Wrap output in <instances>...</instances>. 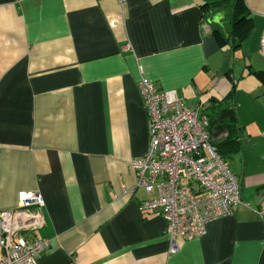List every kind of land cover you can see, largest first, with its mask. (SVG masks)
Segmentation results:
<instances>
[{
  "label": "crops",
  "instance_id": "crops-1",
  "mask_svg": "<svg viewBox=\"0 0 264 264\" xmlns=\"http://www.w3.org/2000/svg\"><path fill=\"white\" fill-rule=\"evenodd\" d=\"M244 3L232 48L205 0H0V211L41 193L39 264H264V0ZM142 76L189 106L230 101L241 127L229 164L246 198L176 251L129 166L148 146Z\"/></svg>",
  "mask_w": 264,
  "mask_h": 264
},
{
  "label": "built area",
  "instance_id": "built-area-1",
  "mask_svg": "<svg viewBox=\"0 0 264 264\" xmlns=\"http://www.w3.org/2000/svg\"><path fill=\"white\" fill-rule=\"evenodd\" d=\"M259 50L264 54V31ZM137 83L149 118L148 146L129 166L138 187L157 192L138 208L165 217L171 250L176 251L178 238L202 236L210 220L231 214L242 202L238 181L218 154L215 143L226 132L209 128L208 102L189 106L175 90L159 89L145 76ZM43 205L41 193L30 190L18 194L15 207L0 211V264H39L50 244L34 235L44 224ZM257 212L264 219V198Z\"/></svg>",
  "mask_w": 264,
  "mask_h": 264
},
{
  "label": "trees",
  "instance_id": "trees-1",
  "mask_svg": "<svg viewBox=\"0 0 264 264\" xmlns=\"http://www.w3.org/2000/svg\"><path fill=\"white\" fill-rule=\"evenodd\" d=\"M207 11L226 12L227 18L230 21V26L224 32L220 28L212 30L220 43L230 44L234 46L241 43V40L251 31V18L246 11L244 0H205L204 4ZM262 71H256L261 73ZM209 106L207 115L209 116V128L215 132L225 131L226 136L217 140L215 145L218 154L224 159L229 167V159L233 157L239 150V140L241 127L237 124L234 114V106L230 101L224 104L212 102ZM231 169V168H230Z\"/></svg>",
  "mask_w": 264,
  "mask_h": 264
},
{
  "label": "water",
  "instance_id": "water-1",
  "mask_svg": "<svg viewBox=\"0 0 264 264\" xmlns=\"http://www.w3.org/2000/svg\"><path fill=\"white\" fill-rule=\"evenodd\" d=\"M225 16H226V12L224 10H221V11H217V12H211L210 11L207 13L206 17L210 23L218 25L219 28L225 32L227 27L222 26L223 25L222 21H220ZM240 197L242 199L246 198V196H240Z\"/></svg>",
  "mask_w": 264,
  "mask_h": 264
},
{
  "label": "rangeland",
  "instance_id": "rangeland-1",
  "mask_svg": "<svg viewBox=\"0 0 264 264\" xmlns=\"http://www.w3.org/2000/svg\"><path fill=\"white\" fill-rule=\"evenodd\" d=\"M177 94V93H176Z\"/></svg>",
  "mask_w": 264,
  "mask_h": 264
}]
</instances>
